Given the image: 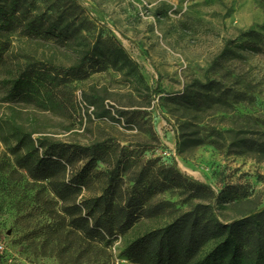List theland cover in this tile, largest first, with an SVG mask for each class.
Instances as JSON below:
<instances>
[{"label":"trees","instance_id":"16d2710c","mask_svg":"<svg viewBox=\"0 0 264 264\" xmlns=\"http://www.w3.org/2000/svg\"><path fill=\"white\" fill-rule=\"evenodd\" d=\"M40 2L41 6L38 0H0V87L6 102L64 118L80 107L78 83L118 63L131 70L137 64L114 39L92 34L93 25L77 0ZM15 36L66 48L76 62L67 67L53 58L18 57L12 52ZM244 36L250 41L226 40L218 61L243 59L234 49L264 54L260 33ZM80 92L88 107L98 109V119L118 123L123 119L127 128H133V112L116 110V117L98 94ZM227 92L217 81H195L168 101L197 113L211 106L232 107ZM29 128L15 118L0 120V142L8 146L15 167L43 185L42 193L31 198L29 216L40 212L37 222L28 221L36 257L95 264L101 250L134 235L123 252L133 264H264V209L231 222L218 217V206L243 201L238 190L217 194L173 166L145 162L141 153L111 138L90 145L69 144L36 136L41 133ZM238 142L240 147L264 152L254 140ZM168 193L178 202L165 199ZM72 249L78 250L75 259Z\"/></svg>","mask_w":264,"mask_h":264},{"label":"rangeland","instance_id":"374dc122","mask_svg":"<svg viewBox=\"0 0 264 264\" xmlns=\"http://www.w3.org/2000/svg\"><path fill=\"white\" fill-rule=\"evenodd\" d=\"M77 2L93 25L92 34L117 41L137 64L135 70L118 63L92 73L77 84L78 92L98 94L116 117V110L133 112V128H127L123 119L120 123L98 119L96 107L93 111L79 107L64 118L34 112L21 103L6 102L1 87L0 120L15 118L41 133L36 136L69 144L90 145L111 138L141 153L145 162L173 166L217 194L238 190L242 202L216 207L221 221L264 209V152L238 146V141L249 139L264 147V54L234 49L243 59L218 61L226 40L248 42L244 35L250 31L262 35L264 50V0ZM37 5H42L40 0ZM12 52L18 57L53 58L67 67L76 62L66 48L16 36ZM210 80L223 84L232 107L211 106L196 113L168 101L195 81ZM199 140L218 144L199 145ZM42 188L15 167L8 146L0 142V264H73L68 257L34 254L28 221L37 222L40 212L29 216L34 205L31 198ZM164 198L178 202L170 193ZM133 236L101 250L95 264H133L123 255ZM71 251L75 259L78 250Z\"/></svg>","mask_w":264,"mask_h":264},{"label":"built area","instance_id":"2783aa9c","mask_svg":"<svg viewBox=\"0 0 264 264\" xmlns=\"http://www.w3.org/2000/svg\"><path fill=\"white\" fill-rule=\"evenodd\" d=\"M77 100H78V104L80 105L81 108L87 107L88 109H90V111L94 110L93 107H88L87 104L83 101L80 91L77 94Z\"/></svg>","mask_w":264,"mask_h":264}]
</instances>
